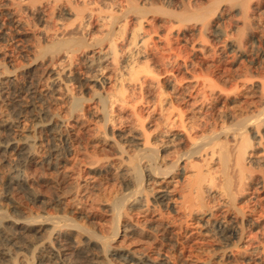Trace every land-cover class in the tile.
Masks as SVG:
<instances>
[{
	"label": "bare ground",
	"instance_id": "1",
	"mask_svg": "<svg viewBox=\"0 0 264 264\" xmlns=\"http://www.w3.org/2000/svg\"><path fill=\"white\" fill-rule=\"evenodd\" d=\"M32 1H34L33 4L31 3V5H29L25 3L24 0H0V11H2L0 14L5 15L6 19L13 24L15 23V25L17 24L18 26H20V24L22 25V23L18 15L21 8L27 4L28 8H30L31 11L35 10V12L38 13L40 20L46 21V14L42 11L41 8L42 4L36 5L35 0ZM142 1L143 2H141V4H134L127 10L128 13L132 11L138 15L139 23H134L139 25L135 28L133 27V29H130L132 26L130 28L127 26V23L129 22L125 23V20V22L122 21L124 23L122 29L123 37L121 36V38L122 40H124V44L123 42H120L123 45V48H121V53L119 52L120 49H118L116 44L121 38H119L118 40L116 39L117 42H115V39L111 38V34L116 28L117 21L112 20L108 26L107 22L105 26L107 27L105 30L106 38H94L93 40H91V42L89 41L90 43H87V41H85L83 37L79 36L81 33L80 31L84 29L83 27L86 24L87 20L93 16L97 8L95 7L96 9H94L92 7L89 8L85 6L75 7L73 6L72 2L67 1L65 2V5H63L61 10L63 9L66 14L73 17V21H71L72 27L70 28L72 30V33L70 29L63 23L58 26L55 32L48 33L45 31L43 35V42L41 41L34 45H31L29 47L28 54L26 53V60L24 62H21V64L14 63L15 60L12 61L11 59H8L5 54L4 57L3 55L0 56V163H6L7 165H9V170L4 174V176H1L0 174V184L4 185L6 189H9L7 192L5 191L4 194L0 193V264H212L210 262L211 259L206 260L200 259L198 257H189V259H186L184 258L185 256L173 261L171 259L172 255L170 254L172 253V251L169 253L170 255L164 251H155V240L160 241L159 244L164 245L165 249L168 250L174 249L179 242L175 233L176 231H174L173 227L174 220H172L173 223L169 220H164L163 216L165 215V213L163 212L164 214H159L160 208H175V210L177 209L176 211H181L184 215L190 216L191 218H198L197 220L200 221L201 227L199 226V224L197 226L201 228V234L212 237L214 236L220 241L215 252V258H218V260L230 259V257L233 255L231 247L235 243L233 242V238L235 239L236 237V240H241L243 238L244 231L241 226L243 217H241V215L239 216L238 214H232L231 219L228 220V217L227 219L221 218L220 220H218V222H214L215 224H213V208L211 209L207 205L208 202L206 203V201L210 197H218L221 200V203L223 202V204L225 203V205L226 203L230 204L235 198V188L233 189V187L236 185V183L241 184L243 182V179L245 178L246 170L248 168H246V163H251L252 165L259 166L264 162V151L261 152L260 149L264 137V79H257L255 81H251L250 83L246 81L244 84L245 88H248L250 86L251 89L255 91V94H253L259 98L260 104H258L257 110L255 109L256 111H253V113L250 112L251 114L247 113L248 115L244 117L242 115L239 116V114L235 116V113L226 111V117L230 120V122L228 123V125H222V123H220L221 125L219 129L211 131L210 129H207L202 132L200 131L201 133H199L197 123L200 122H196L192 117L187 118L182 110H171L168 111V113L164 114L165 116L163 115L164 117L162 119L164 120L159 121V123L163 122L162 125H164L165 130H163L164 128H162V131H158V128L157 131L156 129H146L143 125L144 117L142 114L144 112L141 113V111L144 110H142V107H140L142 108L141 111L139 110V106L136 101L137 99L134 98L135 95L131 88V86H138L140 90H143L145 88L151 89L155 87L156 81L154 68L155 65L153 66L152 63L150 64L148 60H141V58H144V53H146L149 49V46H151L148 38L146 37L147 35L145 36L142 31V22L145 15H147V13L149 12V7L152 6L151 3L149 4L148 0ZM95 3L97 4V1H95ZM103 3L105 2H102V4ZM51 5L53 4L51 3ZM80 5H82V3ZM127 5H125V7ZM106 7L110 8L108 6ZM206 9L207 13H205L203 20L209 17H214V19L219 17L220 12L218 11V7L208 6ZM99 11L101 10L99 9ZM117 11L119 12L120 10ZM50 12L52 11L50 10ZM242 12L246 15L245 9H243ZM46 13L48 15V11H46ZM94 17H92V19ZM92 19L90 20L92 21ZM107 21L110 20L108 19ZM169 26H171V24ZM100 30L101 29H99V32ZM118 30H120V36L121 28ZM1 34V37L5 35L4 32H2ZM30 34L33 35V33ZM97 36L98 35H96V37ZM101 37H103V34ZM236 46L237 48H240L239 45ZM79 57H83V59L86 61L83 62L87 63L88 66L94 67L98 65L99 67L97 72L94 71V75L92 77L83 78L82 76V78L84 82H95L100 84L98 86H101V90H103L101 91L100 89H98L100 91L97 90L94 93L91 91L93 95L91 93V97L89 99L97 104L96 109L94 107V109L91 110V113L93 114V116H96L97 119L99 117L101 121L100 123H102H99V127H97L96 125L97 138L100 141H104L113 150L112 156H105L103 158H99V156L98 158L93 157L90 160L91 162H89V170L91 172L98 173L103 171H110L114 168V165L117 164V167L115 168L116 171L118 170L119 172L120 178H118L121 179L120 182H122L124 186H121V188L123 189L122 191L120 190L121 192L115 191L116 193H111L108 197L106 196L107 198L101 205L102 209L99 208L102 211L104 209V211L108 214V219L109 221H111V223L108 222L107 224H112V230L110 232L109 230L107 232L105 231L106 233L101 232L100 230L99 231L101 233L97 232V229L94 228L95 223L94 226H92V224L90 225L91 221L93 220L94 213L91 214L92 212L90 213L83 208H80L79 204L78 206L64 204L65 201L63 202V199L65 198V196L64 198H62V196H60L59 194L56 197V202H53L56 203L58 208L56 212L51 213V210L50 212H46L44 210L40 212H33L32 210H28L21 204V202L17 200V198L15 199L12 194L13 190L21 189L28 193L31 197H33L35 201L38 200L42 203H47V200H45V197L42 195V193L37 192L35 190L36 188L34 189L32 187L33 184H30L25 169L27 163H36L39 161L41 162L48 158L47 155L41 156L37 152V143L39 142L40 138L38 135L40 132L48 130L53 131V133L56 131L58 134L64 135L66 137L67 135H69L68 126L70 123L69 118H66L68 115L66 117L61 116L60 114H58L59 112L57 113L58 110L55 109L54 111L53 109L44 106L45 104L42 105L41 101L43 99L49 97L51 95L50 93L55 95H51L53 96V98L57 96L58 99H63L66 102L65 104L69 111V113H67L69 114L68 117L74 119L75 122L79 121V113L82 110L83 105L85 104H83V102L87 98L83 97V94L81 95V93L79 94V92L75 93L73 91L74 88L71 89L70 85L73 82L72 80L74 78L72 65L74 60ZM88 66L87 68H89ZM22 73L29 75L31 74L32 79L21 80L22 76L20 77V79L19 74ZM173 78L174 77H172V79ZM172 79H168L166 84L173 88L174 81ZM111 84V89L105 88ZM91 85L89 86L91 87ZM225 98L230 99L231 101L235 100V98H230L228 95H225ZM141 99H143V96H141L140 100ZM149 100L151 102V99ZM133 101L135 102V104H133ZM162 101L165 100L163 99ZM2 102L7 103V109L5 107V109L2 108ZM116 103L122 104V106H126V108L127 105H131V103L133 104V111L131 115L135 118V121L133 124V121L131 120L132 122H130V125L131 123L133 125L129 126L130 128L128 129L126 128V130H118L119 128L117 129L115 128V126H113V122H115L113 106ZM153 107L155 109V104H153ZM200 107L201 106L199 105V108ZM199 108L197 110L200 112L202 108ZM89 109H91V107ZM115 109H117V107ZM89 111L90 110H88V112ZM126 111L124 110L122 112ZM85 112L87 111L85 110ZM85 112L83 113L85 114ZM117 112L119 113V111ZM149 115L144 116L149 117ZM25 117H28L30 121L29 124H24L22 122L23 118ZM195 118L198 119L196 116ZM99 119L97 120L98 122ZM157 125L159 124L157 123ZM248 132L249 134H251V139L249 138L250 135H247ZM251 140H253L254 142H252ZM52 151L57 153L59 152V148L54 143L51 145V152ZM12 153L14 154V156H11ZM171 154H173V157L170 156ZM247 171L249 172V170ZM253 176L256 175H252L251 178H253ZM100 184L101 183H99V186ZM89 187H91V185H89ZM0 189L2 190L1 187ZM78 197L79 196H77V198ZM87 198L90 197H88L87 195ZM97 198H99L98 195ZM102 198L104 199V197ZM79 199L81 201V198ZM84 199L86 198L84 197ZM21 200L22 199H20V201ZM98 201H100V199ZM231 207L233 208V206ZM53 208L55 211L56 207ZM134 210L137 211L140 216H142L141 219H137L138 217L134 219L133 215L131 214V212ZM179 226L181 225L179 224ZM104 227L107 228L105 225ZM182 230L180 231L182 232ZM184 230H186V228ZM135 234L142 235L140 237H143L144 241L146 240L145 242H143V244H146L150 240L151 242L149 243L151 245L154 244L153 249L151 245L148 246L149 244L142 245V247L139 245V247H135V245L129 246L131 245L130 243L129 245L125 244L126 242L124 237H131L133 235L135 236ZM191 236H193V233ZM120 237H123L124 243L122 242L123 239L121 240ZM237 249L239 250L240 248ZM260 249L259 247H252V249L249 250L247 258L245 257L246 260L248 262L250 260L256 261V264L261 263V258L257 255ZM194 253L198 254L196 253V251ZM262 256L263 255H261V257ZM176 257L178 256L176 255ZM216 262L214 261V263Z\"/></svg>",
	"mask_w": 264,
	"mask_h": 264
},
{
	"label": "rangeland",
	"instance_id": "2",
	"mask_svg": "<svg viewBox=\"0 0 264 264\" xmlns=\"http://www.w3.org/2000/svg\"><path fill=\"white\" fill-rule=\"evenodd\" d=\"M28 1L29 0H24V2L29 4V5H31V3L33 4V2H34L32 0H30L31 2L30 1L28 2ZM67 1L72 2L73 6H75V7L85 6V7H89V8L92 7L94 9L97 8L96 9L97 11L95 10V13L92 16V17H94V16L95 17L93 19H92V17H90V19H92V21L90 19H88L86 24L83 27L84 29L82 28L83 30L80 31L81 32L80 35L78 33V35L83 37L85 39V41H87V43H90L91 40H93L94 38H104L106 36L105 30L107 28L105 26H106L107 22H108V24H107V26H108L112 20L117 21V23H116V28H115L114 32L111 34V38L115 39V42H117L116 39L118 40L119 38H121V36L123 37V30L122 29H123V23L125 21H126L125 23L129 22V23H127V26L129 28L132 26L130 29H133V27L135 28L136 26L139 25V24H135V23H139L138 15L132 11L128 13L127 12L128 8L134 4L135 5L138 3L141 4V2H143L142 0H140V1L139 0H127L128 2L126 0L125 1L124 0H118V1L117 0H110V1H108V0H105V1L104 0H89V2L91 3L90 4L88 2V0H80L81 2L78 0H74V1H72V0H51V1H49V0L48 1L47 0H35L36 5L42 4L41 8H42V11L46 14V21L40 20L38 13L35 12V10L31 11V9L28 8L27 4L21 8L19 15H18V17L21 19V23H22V25L20 24V26H18L17 24L15 25V23L13 24L12 22H10L9 20L6 19L5 15L0 14L1 15L0 16V42H1L0 43V56L3 55V57H4V54H5L6 57H8V59H11L12 61L15 60L14 63L21 64V62H24L26 60V56H27L26 53L28 54L29 47L31 45L38 43V42H41V41L43 42V35H44L45 31L48 33L55 32L57 30L58 26L62 23L70 29L72 27L71 21H73V17L66 14L63 11V9L61 10L63 5H65V2H67ZM95 1H97V4L95 3ZM76 2H77V5H76ZM78 2L80 4L82 3V5H80ZM102 2H105V3L102 4ZM148 2H149V4L151 3L152 6L149 7V12L143 18L142 31L145 34V36L147 35L146 37L148 38L151 46H149V49L147 50V52L144 53L143 57L145 59L141 58V60H143V61L148 60L150 62V64L152 63L153 66L155 65V67H154L155 68V80H156L155 81V87H153L151 89L145 88L143 90H140V88H138V86H133V87L131 86V88L134 92V95H135L134 98L137 99L136 101H137V104L139 106V110L141 111L142 108H143L142 110H144V111H141V113L144 112L142 114L144 117V119H143L144 127L148 130L156 129V131H157V128H158V131H162V128H164V125H162L163 122L159 123V121L164 120V119H162L165 116L164 114L168 113V111H171V110H174V111L182 110L187 118L192 117L196 122H200L197 124H198L199 133H201L202 131L207 130V129L208 130L210 129V131L219 129V127L221 125L220 123H222V125H224V124L228 125L230 120L226 117V111L235 113L234 114L235 116H237L239 114V116L242 115L243 117L248 115V114L253 113V111L255 112L257 110L258 104H260L259 98L254 95L255 91L253 89H251L250 86L248 88H245L244 84L246 81H248L250 83L251 81H255L257 79H261V78L264 79V0H262V1L261 0H159V1L158 0H148ZM51 3L53 5H51ZM92 3H94L95 6ZM61 4H62V6H61ZM255 4H257V5H255ZM56 5H57V7H56ZM125 5H127L128 7L126 6L127 7L126 8ZM106 6H108L110 8H107ZM208 6L218 7V11L220 12V15H219L220 18L218 17L219 19L218 18L214 19V17H209V18L203 20L205 13H207L206 8ZM104 7H106V8H104ZM24 8L27 10H25ZM122 8H124V9H122ZM99 9L101 11H99ZM243 9L246 10V15L243 14V12H242ZM50 10L52 12H50ZM117 10H120L122 12H120V11L118 12ZM46 11H48L49 16L47 15ZM1 12L2 11H0V13ZM133 16H135V17H133ZM254 16H256V17H254ZM4 17H5V20H4ZM194 17H195V19H194ZM95 18H97V19H95ZM104 18H105V21H104ZM107 18L110 21H107L108 20ZM56 20L59 22H57ZM1 21L4 22L5 24L2 23ZM99 21H100V23H99ZM118 21H119V23H118ZM122 21H124V22H122ZM117 24H118V26H117ZM170 24H171V26H169ZM56 25H57V27H56ZM44 26H45V28H44ZM54 27H56V28H54ZM96 27H98V28H96ZM49 28H51V29H49ZM85 28H87V29H85ZM117 28L118 29L121 28L120 36H119L120 30H118ZM99 29H101L100 32H99ZM1 31L5 33V35L3 36L4 38L1 37L2 36ZM38 31H39V33H38ZM70 31L72 33L71 29H70ZM70 31H68V32H70ZM116 31H118V32H116ZM41 32H42V35H41ZM30 33H33V35ZM219 33H221V34H219ZM83 34H85L86 36ZM102 34H103V37H101ZM78 35H76V36H78ZM96 35H98V36L96 37ZM41 36H42V38H41ZM38 38H40L41 40ZM120 42H123V44H124V40H122V38H121L118 41V43H116L118 49H120L119 52L121 53V48H123V45ZM236 45H239L240 48H237ZM4 46H6V47H4ZM158 48H160V49H158ZM149 57L152 59H150ZM153 58H155V59H153ZM153 60L155 61L156 64L154 63ZM83 61L86 62L83 59V57H79V58H76L74 60L73 65H72V72H73L74 78L72 80L73 82L71 81L72 83L70 84L71 89L74 88L73 91L75 93L79 92V94L81 93V95L83 94L82 95L83 97L87 98L83 102V104L84 103L85 104L82 107V110H83V111L81 110L82 113H81V111L79 113V116H78L79 121L78 122H75L74 119H71L70 117H68L69 114H67V113H69V111H68V108L65 104L66 102L63 99L60 100L57 98V96L54 97L55 98L54 99L53 96H55V95L50 93L53 96L50 95L49 97H47L41 101L42 105L45 104L44 106H47L50 109H53L54 111H55V109L58 110L57 113L59 112L58 114H60L61 116L66 117L68 115L66 118H69V123H70V124L68 123L69 124L68 128L70 130L68 129L69 135H67V137L64 135L58 134L56 131L53 133V131L45 130V131H42L39 133L38 136L40 138H39V142L37 143V152L41 156L47 155L48 158L46 160L41 161L42 163L39 161L41 164L39 162L27 163V166L25 169V172H26V175L29 179L30 184H33L32 187L34 189L36 188L35 190L37 192L42 193V195L45 197V200H47V203L45 204V203H42L41 201H38V200H36L37 201L36 202L33 197H31L28 193H26L24 190H21V189L13 190V192L14 191L15 192L14 193L12 192V194H13L14 198L15 199L17 198V200L19 202H21V204L25 208H27L28 210H32L33 212H40L42 210H44L46 212L47 211L50 212V210H51V213L56 212L57 208H58L56 203H54V202H56V197L59 194H60V196H62V198H64V196H65V198L63 199V202L65 201L64 204H66V205L70 204V205H75V206L76 205L78 206V204H79L80 208H83L84 210H86L90 213L92 212L91 214L94 213L95 215L93 214V220L91 221L90 225L92 224V226H94V223H95L94 228L97 229L96 230L97 232L101 231V232L106 233L108 230H109V232L112 230V228H111L112 224H107L108 222L111 223V221H109V219H108L109 216L104 211V209H103V211L101 210L102 209L101 205L104 202V200L111 193H116L115 191L121 192L123 190L121 188V186L122 187H124V186H123V183L120 182L121 179H119L120 178L119 172H118V170L116 171V168H115V167H117V164H115L114 168L111 169L110 171H103V172L98 173V172H91L89 170V166H90L89 162H91L90 160L93 157L98 158V156H99V158H103L105 156H112L113 150L108 144H106L104 141H100L97 138L96 130H97V127H99L100 124H102V123H100L101 121H100L99 117H98V119H99V122H98L97 117L93 116V114L91 113V110L94 109V107L96 109V106H97V104L94 101H91V99H89L91 97V93L96 92L98 89L101 90L102 88H101V86H98V85H100L98 83L84 82V80H83L84 77H92L94 75V71L97 72L99 67H98V65L94 66V67H90V66H88L87 63H84ZM166 62H167V64H166ZM85 64L89 68H87V66ZM91 70H92V72H91ZM91 73H93V74H91ZM22 74H19V78L22 76L21 77L22 79L20 78L21 80L32 79L31 74L30 75L29 74H23L22 75ZM82 76H83V78H82ZM172 77H174V78L172 79ZM78 78H80V79H78ZM168 79H172L174 81V87H173L174 89L166 84ZM79 84H81V85H79ZM91 84L92 85L94 84L93 87ZM89 85H91V87ZM111 86H112V84L105 87V88L111 89ZM136 87H137V89H136ZM100 90H98V91H100ZM101 91H103V90H101ZM89 93H90V95H89ZM93 93H92V95H93ZM24 94H26V93H24ZM146 94L148 97L146 96ZM252 94H253V98H252ZM221 95H223V96H221ZM225 95H228L230 98L233 97V98H235V100L231 101L230 99H226ZM141 96H143V99L140 100ZM49 98L51 100L53 99L54 101L55 100L56 101L55 102L53 100L51 101ZM46 99H48V100H46ZM149 99H151V102ZM163 99L165 101H162ZM244 100H246V101H244ZM134 101H135V99H134ZM89 103H90V105H89ZM132 103H131V105H127V108H126V106H122V104H119V103H116L113 106V114H114V118H115L114 121L116 122V123L113 122L114 123L113 126H115V128H117V129L119 128L118 130H126V128L127 129L130 128L129 126L134 124L135 118L131 114L133 111L132 106H133V104H135V102L133 104ZM152 103L155 104V109H154ZM2 104H3L2 108L5 107L7 109V105H6L7 103L2 102ZM199 105L201 106L200 108H199ZM63 106H64V108H63ZM88 107L89 108L91 107V109H89ZM116 107L118 110L115 109ZM140 107H142V108H140ZM166 107H168V108H166ZM198 108L199 109L202 108L200 110L201 113L197 110ZM129 109H131V110H129ZM168 109H170V110H168ZM85 110L87 112H85ZM88 110H90V111L88 112ZM124 110L125 111L127 110V111L122 112ZM117 111H119V113ZM154 111H155V113H154ZM195 111L197 114L195 113ZM83 112H85V114ZM148 112L149 113L151 112L150 115ZM128 114H130V115H128ZM144 115H146V116L149 115V117H146ZM192 115L193 116L195 115L198 119H196L195 116L193 117ZM26 118H27V120H26ZM22 122L24 124H26V123L29 124L30 121H29L28 117H25V118H23ZM130 122H132L133 124L131 123V125H130ZM157 123L159 125H157ZM96 125H97V127H96ZM148 125H149V127H148ZM157 126H159V127H157ZM202 126L204 129L202 128ZM208 126H209V128H208ZM94 127H95V130H94ZM163 130H165V128ZM247 135L248 136L250 135L249 138L251 139V134H249V132L247 133ZM68 137H70V138H68ZM92 137H94V138H92ZM95 139L97 141V144H96ZM251 141L254 142L253 140H251ZM40 142H41V145H40ZM42 143H43V145H42ZM53 143L56 144L57 147L59 148L58 153L54 152V151L51 152V145ZM60 148H62V149H60ZM44 149H46V150H44ZM260 149H261V152L264 151V137H263V141L261 143ZM100 152H101V154H100ZM107 154H109V155H107ZM263 154H264V152H263ZM11 156H14V154L12 153ZM170 156L173 157V154H171ZM50 157H51V159H50ZM55 159H56V161H55ZM52 161L55 163H53ZM82 161H84V162H82ZM1 164H3V165H1ZM250 165H252V164L246 163V168L248 167L247 170H249V172L246 170V175H245L244 179H246L247 181L243 179V182L241 184L236 183L237 186L235 185L233 187V189L235 188L234 189L235 198L232 200V202L230 204L226 203V205H225V203L224 204H223V202L221 203V200L218 197L217 198L216 197H210L209 198L210 200L207 199V201H206V203L208 202L207 205L211 209L213 208L212 209L213 224H215L214 222H218V220H220L221 218L227 219V217H228V220L231 219L232 214H238L239 216L241 215V217H243V222L241 224L243 231H244L243 238L241 240H238V239L236 240V237H235V239L233 238V242H235V243L231 247V249H232L231 251H232L233 255L230 257V259H225V260H218V258L216 259L215 258L216 257L215 252L217 250V245L220 243V241L214 236L212 237V236L202 235L200 232L201 223H200V221L197 220L198 218H196V217L191 218L190 216L184 215L181 211H176L177 209L175 210V208L174 209L173 208H171V209L160 208L159 214L165 213V215H164L165 217L163 216L164 220H167V221L169 220L172 223H173L172 220H174V226L173 227H174V231H176L175 233H176L177 239L179 241L177 243L176 247L172 250L171 249H169V250L165 249L164 245H160L159 244L160 241H156V240H155V245L154 244L151 245L149 243V242H151L150 240L146 244L147 245L149 244L148 246L151 245L152 249H153V245H154L155 251H162V252L164 251L168 254L172 251L173 254L170 253L172 255V257L171 256L170 257L173 261H175V259L183 258L185 256L184 258H186V259H189V257H193V258L198 257L200 259H206V260L211 259L210 262L212 264L214 263V261L215 262L217 261L214 264H218V263L219 264L220 263L221 264H232L233 262H234L233 264H256V261L250 260L248 262L246 260V258L248 256L249 250L252 249V247L253 248L259 247V249L261 248L262 250L260 249L257 255L260 256L262 262L257 263V264H264V252H263L264 251V162L262 163V165H259V166H255V165L250 166ZM0 167H1L0 168V171H1L0 174H1V176H4V174L9 170V165H7L6 163L5 164L0 163ZM1 169H3V170H1ZM4 170H5V172H4ZM252 175H256V176H253V178H251ZM29 177H31V178H29ZM113 177L114 178L116 177L117 179L116 178L114 179ZM257 177H259V178H257ZM90 179H92V180H90ZM80 182H81V184H80ZM99 183H101L100 186H99ZM258 183H259V185H258ZM260 183H262V184H260ZM68 185H70V186H68ZM89 185H91V187H89ZM0 187L3 190L2 191L0 189L1 194H4L5 191L7 192L9 190V189H6V187H4V185L0 184ZM70 187H72V188H70ZM112 189H114V190H112ZM237 191H238V193H237ZM87 195L90 198H87ZM97 195L99 198H97ZM15 196H17V197H15ZM77 196H79V197L77 198ZM93 196H94V199H93ZM84 197L87 199V202H86V199H84ZM102 197H104V199ZM79 198H81V201ZM96 198L98 200L100 199V201H98ZM20 199H22V200L20 201ZM91 199H93V200H91ZM213 199L216 200V204H215V200H213ZM50 200H51V202H50ZM78 200H79V202H78ZM68 202H70V203H68ZM209 203L211 206L209 205ZM82 204H84V205H82ZM50 205L53 207H56L55 208L56 210L54 211V208L51 207ZM220 205H222V206H220ZM96 206L98 207V209ZM217 206H219V207H217ZM231 206H233V208ZM94 207H96V208H94ZM99 208H101V209H99ZM234 209H237V210H234ZM231 210H232V212H231ZM237 211H238V213H237ZM136 212L137 211H135V210L131 212L134 219H136L137 217H138L137 219H141L142 216H140V214H138V212L137 213ZM245 213H246V215H245ZM247 214H248V217H247ZM216 215H218V216H216ZM179 219H181V220H179ZM104 220H106L107 222ZM249 220L251 223L249 222ZM183 222H184V224H183ZM179 224L181 226H179ZM198 224L200 227L197 226ZM104 225L108 229L105 228ZM197 227H199V228H197ZM103 228H105V229H103ZM185 228H186V230H184ZM180 230H182V232ZM197 230H199V231H197ZM192 233H193V236H191ZM140 236H142V235L135 234V236L133 235L131 237H124L125 242H126L125 244L129 245V243H130L131 245H129V246L135 245V247L136 246L142 247V245H146V244H143V242H145L146 240L144 241V238L140 237ZM130 238H131V240H130ZM120 239L122 240L123 237H120ZM124 239L122 240L123 243H124ZM126 239L128 240V242ZM141 240H142V242H141ZM214 240L215 241L217 240L216 241L217 243ZM178 244L181 246H179ZM213 245H215V246H213ZM236 247L240 248V249L238 250ZM177 248H178V250H177ZM201 248H202V250H201ZM193 249H194V251H193ZM212 249H214V250H212ZM195 251L198 254H195L194 253ZM240 251H242V252H240ZM175 254L178 257H176ZM261 255H263L262 256L263 259H262ZM235 256H237V257H235Z\"/></svg>",
	"mask_w": 264,
	"mask_h": 264
}]
</instances>
